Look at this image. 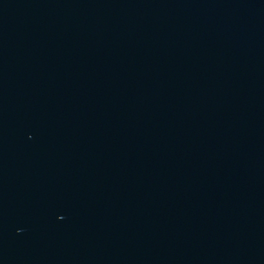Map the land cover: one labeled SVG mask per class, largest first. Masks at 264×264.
Listing matches in <instances>:
<instances>
[{
  "label": "water",
  "instance_id": "95a60500",
  "mask_svg": "<svg viewBox=\"0 0 264 264\" xmlns=\"http://www.w3.org/2000/svg\"><path fill=\"white\" fill-rule=\"evenodd\" d=\"M0 264H264V0H0Z\"/></svg>",
  "mask_w": 264,
  "mask_h": 264
}]
</instances>
